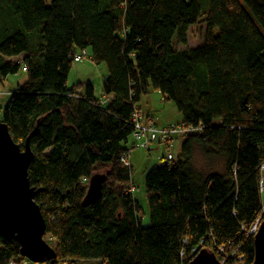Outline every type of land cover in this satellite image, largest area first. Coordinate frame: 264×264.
I'll list each match as a JSON object with an SVG mask.
<instances>
[{"label": "trees", "instance_id": "1", "mask_svg": "<svg viewBox=\"0 0 264 264\" xmlns=\"http://www.w3.org/2000/svg\"><path fill=\"white\" fill-rule=\"evenodd\" d=\"M196 24L205 38L189 46ZM77 54L105 63L102 98L90 83L68 85ZM20 70L26 79L0 121L34 154L28 179L55 263L187 264L203 248L224 264L253 262L249 230L264 212V0H0V79ZM150 89L179 116L161 124L176 133L155 140L168 151L145 173L142 226L128 144L141 120L159 128L139 103ZM95 174L105 176L102 195L84 206ZM23 261L18 243L0 237V264Z\"/></svg>", "mask_w": 264, "mask_h": 264}, {"label": "water", "instance_id": "2", "mask_svg": "<svg viewBox=\"0 0 264 264\" xmlns=\"http://www.w3.org/2000/svg\"><path fill=\"white\" fill-rule=\"evenodd\" d=\"M33 157L28 141L21 147L12 139L6 123L0 121V237L16 241L20 255L33 262L55 263L56 252L44 238L46 222L34 200L39 189L31 186L28 179V167ZM104 180L103 174H95L89 179L82 200L84 206L94 204L101 197ZM253 244L251 264H264V218L253 236ZM187 264L224 263L214 252L203 248Z\"/></svg>", "mask_w": 264, "mask_h": 264}, {"label": "rangeland", "instance_id": "3", "mask_svg": "<svg viewBox=\"0 0 264 264\" xmlns=\"http://www.w3.org/2000/svg\"><path fill=\"white\" fill-rule=\"evenodd\" d=\"M204 29V24H196L189 28V46L199 45L204 41ZM12 59L13 58H10V60ZM107 74L108 71L105 63H94L90 59V55H88L79 61L73 60L72 67L68 75V85H76L77 82H81L82 84L90 83L93 86L95 97L98 98L103 95L102 84ZM6 79H0V120L2 117V108L6 101L5 96L9 95V93L11 92V88L16 86L17 84L21 85L23 81H25L26 75L23 71L20 70L16 74H9ZM82 88L83 87H80L79 90H82ZM139 103L141 105L143 113L149 114L150 112H152L151 115L154 114L160 116V118L157 116L159 121V128H162L161 123L165 119L171 118L172 120L177 121L176 116H179L178 111L172 101L162 100L160 92L154 89H150L147 94L143 95ZM140 124H144L142 120L140 121ZM183 140L184 136L175 137L172 146L169 147V151L174 158H177L180 154ZM138 143H140V145ZM141 144H143L141 139L132 138L130 139L128 145L131 148V175L133 184L135 186L133 196L140 202L141 208L143 210V212L139 214L141 224L142 226H148L150 224V216L148 212V205L143 197L144 176L149 168L160 163V157H165L168 149L167 147H165V145L155 144V141L148 142L149 146H151L150 150H148L149 147L144 148ZM193 161L197 168H202L204 161L199 151H196V153H194ZM128 192L131 193L132 191L129 190ZM263 218L264 216L262 217L261 221L263 220ZM253 230L254 225L250 227L249 234ZM47 238L48 237H46L45 239ZM28 264L45 263L33 262L28 259Z\"/></svg>", "mask_w": 264, "mask_h": 264}, {"label": "built area", "instance_id": "4", "mask_svg": "<svg viewBox=\"0 0 264 264\" xmlns=\"http://www.w3.org/2000/svg\"><path fill=\"white\" fill-rule=\"evenodd\" d=\"M81 54L75 55V60L81 59ZM141 125V126H140ZM175 128H157L151 126V123L149 124H139L137 125V132H136V138L142 140V146L148 147V142L155 141V140H166L170 134L176 133ZM158 138V139H157ZM264 216V212L261 214V218ZM261 218H258L256 220V223L254 225V230L250 232V234H255L258 231V228L261 223ZM223 263V262H222ZM10 264H15L13 262H10ZM20 264H26V261H23Z\"/></svg>", "mask_w": 264, "mask_h": 264}, {"label": "crops", "instance_id": "5", "mask_svg": "<svg viewBox=\"0 0 264 264\" xmlns=\"http://www.w3.org/2000/svg\"><path fill=\"white\" fill-rule=\"evenodd\" d=\"M95 95V94H94ZM104 96V93H103V95H101L100 97H98V98H102ZM7 97H8V95L7 96H5V98H6V100H7ZM150 115L152 114V112H150L149 113ZM153 116V118H154V120L157 122V124H159L158 122V117L160 118V116L159 115H152ZM158 116V117H157ZM171 121L172 119L171 118H167V119H165L164 121H162V123L161 124H164V122H167V121Z\"/></svg>", "mask_w": 264, "mask_h": 264}]
</instances>
